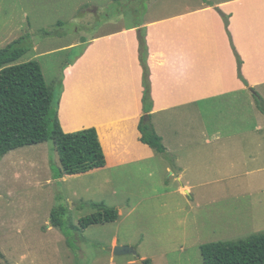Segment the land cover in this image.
<instances>
[{"label":"rangeland","instance_id":"obj_1","mask_svg":"<svg viewBox=\"0 0 264 264\" xmlns=\"http://www.w3.org/2000/svg\"><path fill=\"white\" fill-rule=\"evenodd\" d=\"M218 2L0 0V52L23 38L28 52L14 65L37 62L57 92L64 68L95 36ZM151 125L170 151L142 146L133 152L155 158L85 175L57 179L53 143L1 158L0 264H204L202 245L264 233V84L240 99L156 115ZM94 204L115 208L118 221L82 230ZM57 209L61 230L51 222ZM118 247L139 256H116Z\"/></svg>","mask_w":264,"mask_h":264},{"label":"crops","instance_id":"obj_2","mask_svg":"<svg viewBox=\"0 0 264 264\" xmlns=\"http://www.w3.org/2000/svg\"><path fill=\"white\" fill-rule=\"evenodd\" d=\"M218 1L159 20L135 21L129 28L85 42L82 56L64 71L59 105L64 133L96 129L105 168L110 162L113 166L155 158L153 153L140 157L133 152L142 146L151 149L141 143L138 129L144 116L141 29L146 30L149 52L151 120L156 115L195 110L221 97L240 99L264 84V0ZM218 10L230 16L233 44ZM233 45L248 86L238 78Z\"/></svg>","mask_w":264,"mask_h":264},{"label":"trees","instance_id":"obj_3","mask_svg":"<svg viewBox=\"0 0 264 264\" xmlns=\"http://www.w3.org/2000/svg\"><path fill=\"white\" fill-rule=\"evenodd\" d=\"M219 13L228 31L229 17L221 11ZM138 39L144 87V116L138 127L140 140L142 144L163 155L167 149L151 125L153 102L145 29L138 31ZM23 40L21 38L13 42L0 52V159L20 148L53 143L60 163L57 179L104 169L107 161L96 129L72 134H66L62 129L59 105L63 80L59 83L58 91L54 92L47 85L42 68L37 62L14 65L28 52L23 47ZM233 50L235 52L234 46ZM83 52L84 48L64 70L72 66ZM235 54L238 77L248 86L241 71L243 62L236 52ZM256 101L258 105L261 103L260 100ZM93 209L95 214L80 221L82 230L98 224L115 223L119 219L115 208L94 204ZM51 222L54 227L60 230L63 228L58 209L53 210ZM200 253L204 264H264V233L235 242L205 244L200 247ZM144 264L152 262L145 260Z\"/></svg>","mask_w":264,"mask_h":264},{"label":"water","instance_id":"obj_4","mask_svg":"<svg viewBox=\"0 0 264 264\" xmlns=\"http://www.w3.org/2000/svg\"><path fill=\"white\" fill-rule=\"evenodd\" d=\"M115 255L116 256L130 255V256H133L135 258H137L139 256L138 253L134 249L126 248V247H118V248H116ZM138 263L139 264H144L141 261H139Z\"/></svg>","mask_w":264,"mask_h":264}]
</instances>
